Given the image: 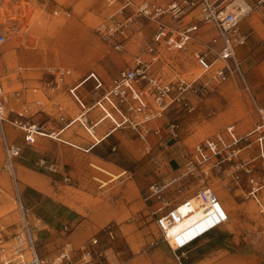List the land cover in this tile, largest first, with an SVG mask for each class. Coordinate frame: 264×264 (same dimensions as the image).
<instances>
[{
  "label": "rangeland",
  "instance_id": "1",
  "mask_svg": "<svg viewBox=\"0 0 264 264\" xmlns=\"http://www.w3.org/2000/svg\"><path fill=\"white\" fill-rule=\"evenodd\" d=\"M151 1L166 6L172 0ZM24 4L30 9L27 14ZM238 4L246 8L240 28L248 32L250 40L239 57L250 82V73L264 64V20L244 0L224 5L232 10ZM121 6L122 0H0V29L6 36L8 32L13 36L0 47V82L8 97L10 120L23 112L24 120L47 132L56 131L82 111L69 92L76 81L94 71L111 82L121 69L134 64L137 55L150 57L148 45L157 23L137 15L134 6L117 12ZM113 14L119 20L133 17L120 48L98 30L110 23ZM164 20L173 23L169 14ZM184 22L198 23L200 31L208 29L201 36L203 41L214 35L211 25L202 21L199 5L184 17ZM254 32L259 34L255 41ZM199 48L197 40L182 50L161 47L153 72L165 81L195 80L201 72L194 59ZM54 49L57 59L51 60ZM59 66L72 73L57 87L53 71ZM200 81L208 82L207 86L173 102L143 129L144 138L129 128L111 129V123L97 108L87 114L92 134L79 122L55 138L41 134L34 144L25 141L23 130L7 122L19 133V140L14 142L21 149L18 162L28 167L21 168L29 177L22 178L25 185L38 194L41 202L49 200L65 211L66 233L42 215L36 202L28 205L39 222L44 217L45 225L35 232L37 251L45 264H51L68 242L66 234L77 243L71 244L78 259L82 255L80 247L97 237L108 249L110 264H176L178 260L157 226V214L204 186L213 188L222 199L229 220L186 248L183 264H264V214L247 195L246 177L237 184L231 170L214 169L205 175L204 168L188 165L195 145L220 128L234 123L245 132L253 127L258 120L254 102L237 77L220 83L209 80L208 74L197 79L196 85ZM86 87L82 85L80 92L84 93ZM251 90L264 105V89L259 94L253 87ZM170 123L175 124L174 133L168 129ZM170 179L176 182L161 198L152 196L151 184ZM16 194L13 177L5 168L0 129V260L11 257L14 235L21 227ZM164 202L169 205L154 213ZM97 260L89 264H98ZM102 263L107 264L104 260Z\"/></svg>",
  "mask_w": 264,
  "mask_h": 264
},
{
  "label": "built area",
  "instance_id": "2",
  "mask_svg": "<svg viewBox=\"0 0 264 264\" xmlns=\"http://www.w3.org/2000/svg\"><path fill=\"white\" fill-rule=\"evenodd\" d=\"M114 1L111 0L112 3ZM136 1L122 0V6L117 12L126 11L134 6L137 8V15L141 14L157 23L148 45L150 57L146 59L142 55H137L134 64L121 69L111 82H107L94 71L86 74L77 84H88L87 95L91 98L88 104L83 102V95H78V85L70 88V93L82 105L81 113L84 115L91 109L97 108L111 123V129L129 128L137 131L144 138L145 126L162 116L173 102L184 99L187 92L197 93L207 86L208 82L204 81L196 85L197 79L209 74V80L221 83L237 77L254 102L257 122L245 132H240L234 123L220 128L195 145L188 165L204 168L202 173L205 175L214 169L217 172L231 170L237 184L245 176L248 185L247 195L256 201L261 213L264 214V105L260 104L252 93L237 53V48L246 45L248 41L249 34L240 28L246 8L238 4L233 6L232 10H228V5H224L225 2L235 0H184L183 2L172 0L166 6L151 0H141L139 3ZM244 1L250 10L260 9L264 4V0ZM197 5L201 7L202 21L211 25V30L214 32L208 41L201 40L202 34L208 29L200 31L198 23L184 22V17ZM167 14L170 15L173 23L169 24L164 20ZM132 18L125 16L124 19L119 20L113 14L110 23L103 24L98 30L104 36L114 39V46L120 48L122 38L126 37L127 23ZM5 39V32L0 29V47ZM195 40L201 43V48L194 52V59L201 70L195 80L180 78L175 81H165L153 72L161 47L168 50H182ZM53 72L57 87L72 73L71 69L65 66H59ZM7 104L8 97L0 82V129L4 138L5 168L11 173L17 188L16 162L21 156V149L7 140L5 124L10 122L23 130L28 144H34L37 137L42 136L40 133L43 130L38 124L24 120L23 112H18L16 119L10 120ZM11 110L14 111L13 108ZM87 122V119L81 121L88 129ZM168 129L174 133L175 124H168ZM88 131L91 133L89 129ZM159 131L160 128H157L156 132ZM209 165L210 167H207ZM175 182L176 179L156 182L151 184L149 189L152 196L161 198L162 193ZM168 205V202H164L154 213H159ZM17 207L21 227L14 235L11 257L2 258L0 264H45L37 251L35 227L19 199ZM191 218L193 221L184 226V229L171 235L170 238L167 237L169 229ZM228 220L229 214L217 193L211 189L201 188L197 190L195 198L187 196L176 206L173 205L157 214L156 223L178 264H183L182 255L186 248L220 228ZM80 250L82 251L80 259L74 260L73 254L76 250L72 244L67 243L51 264H89L97 259L98 264H103V260L110 264L109 254L106 253L108 249L99 246L97 237L92 238L89 244L80 247Z\"/></svg>",
  "mask_w": 264,
  "mask_h": 264
},
{
  "label": "crops",
  "instance_id": "3",
  "mask_svg": "<svg viewBox=\"0 0 264 264\" xmlns=\"http://www.w3.org/2000/svg\"><path fill=\"white\" fill-rule=\"evenodd\" d=\"M54 4L56 5L57 4V2L56 1H54ZM22 7V6H21ZM23 7H24V12H26V14H27V12L28 11H30V9H28V7L24 4L23 5ZM253 10V9H252ZM255 11H257L259 14H260V18L262 19V20H264V4L262 5V7L260 8V9H254ZM3 22L5 23V19L3 20ZM243 32H246V33H248L247 31H245V30H243V29H241ZM6 31H8V30H6ZM7 36H9L8 38H6L5 39V43H6V41H8L10 38H13V36H11V33L10 32H8L7 33ZM6 36V37H7ZM259 37V34L257 33V32H254L253 33V35H252V39L255 41L257 38ZM248 40H250V37H249V35H248ZM7 45H8V43H7ZM249 46V42L247 41V44L246 45H244V46H241V47H238L237 48V53H238V55H239V53H241V52H243L244 51V48L245 47H248ZM243 48V49H242ZM52 54H54V57L52 56V58H50L51 60H56L57 58H56V56H57V51L54 49L53 50V52H50V56L52 55ZM81 80V79H80ZM79 80V81H80ZM79 81H76L77 83L79 82ZM249 83H250V86L251 87H253V89L255 90V92L256 93H261L262 92V89H264V64L263 65H259V67L256 69V70H253L251 73H250V78H249ZM74 83V85L73 86H77L78 84L77 83ZM87 85V87H86V89H85V92L84 93H81L80 92V88L82 87V85H78L77 87V91H78V95L79 96H84V98H83V102L84 103H89L90 101H91V98H90V96L89 95H87V90H88V84H86ZM73 86H71V88L73 87ZM83 88H85V86H83ZM69 92H70V90H69ZM71 94V93H70ZM71 96L73 97V98H75V100H76V102L79 104V106L82 108V105L80 104V102L76 99V97L74 96V95H72L71 94ZM92 110V109H91ZM90 110V111H91ZM79 112H81V111H79ZM78 112V113H79ZM78 113H76V114H78ZM76 114H74V115H76ZM88 114H89V112H88ZM90 114H91V112H90ZM6 128H8V137H9V139L11 140V142L13 141V143H15L14 141H17V140H19V133H18V130H15L14 128H11L10 126H9V124H7V126H6ZM16 144V143H15ZM21 146H23V144H20ZM92 145V144H91ZM18 146V145H17ZM22 155V154H21ZM172 156H176V155H172ZM21 157V156H20ZM19 157V158H20ZM19 158H18V160H19ZM18 160H17V162H16V176L18 177V182H17V194H16V196H17V198L20 200V202L22 203V205L26 208V210H27V214H28V217H29V219H30V221L32 222V224L34 225V227L36 228V230L38 229H41L42 228V226H44L45 225V221H44V217H42V222H39V220H37V218H36V214L35 213H33L32 211H31V209L29 208V206H32V204H34L35 202H36V204L39 206V207H41V209H39V211L40 212H42V215L44 216L45 215V218L46 219H48L51 223H54V222H56V224H58V226H60L61 227V229L64 231L65 229V226L67 225V224H65L64 222H63V216H64V214H65V211L63 212V210L56 204V203H54V202H49V200L48 201H44V202H41V201H43V200H41V199H38V194L33 190V189H31L30 187H27L26 185H25V181L22 179V178H29L28 177V175H26V173L21 169L22 167L23 168H28V167H26V165L25 164H22L21 162L19 163L18 162ZM63 193H65V194H67V195H70V196H72L71 194H69L68 192H63ZM72 197H75V196H72ZM25 201V202H24ZM29 205V206H28ZM67 227V226H66ZM65 232V231H64ZM74 232V231H73ZM76 232H77V230H76ZM80 232L81 233H83V231L82 230H79V234H80ZM66 233V232H65ZM73 234V233H72ZM67 235V240H68V242L67 243H74V244H76L77 245V243H75L71 238H70V235H68V234H66ZM92 238H94V237H92ZM91 238V239H92ZM90 239V240H91ZM90 240L88 241V243L87 244H89L90 243ZM66 243V244H67ZM82 243V242H81ZM81 243H79V244H81ZM99 246H101L102 248H104L100 243H99ZM74 247V246H73ZM171 252V251H170ZM172 253V252H171ZM173 254V253H172ZM76 254L74 253L73 254V258H74V260H79L78 258H76V256H75ZM174 255V254H173ZM175 256V255H174ZM80 258V257H79ZM176 258V257H175ZM42 260H44V259H42ZM45 262V261H44ZM176 264H178V263H176Z\"/></svg>",
  "mask_w": 264,
  "mask_h": 264
},
{
  "label": "bare ground",
  "instance_id": "4",
  "mask_svg": "<svg viewBox=\"0 0 264 264\" xmlns=\"http://www.w3.org/2000/svg\"><path fill=\"white\" fill-rule=\"evenodd\" d=\"M191 64H192V63H191ZM81 112H82V111H81ZM81 112H79L78 114L74 115L70 121H68L65 125H63V126H62L61 128H59L58 130H56V131H50V132H47V131L43 130V131H41L40 134L47 135V136L52 137V138L57 137V136L60 135L62 132H64L66 129H68L71 125H73V124H78L79 122H81V121H85L86 119L88 120V118H87V114H88V113H86V114L83 115ZM7 124H8V123H7ZM6 126H7V125H6ZM149 126H150V125L147 124V125L145 126V128H146V127L148 128ZM8 133H9V132H8V128H6V137H7V140L11 141V140L9 139V137H8ZM20 141H21V140H20ZM12 142H13V141H12ZM202 188L214 190L213 188H211V187H209V186H204V187H202ZM214 191H215V190H214ZM189 197L195 198V197H196V193L193 194V195H190ZM16 199L18 200L17 196H16ZM220 199H221V198H220ZM180 202H181V201L175 203L174 206H176V205L179 204ZM221 202H222V205H223V207L225 208V210H227V208H226L224 202L222 201V199H221ZM182 212L184 213V210H182ZM227 212H228V210H227ZM228 213H229V212H228ZM192 221H193V219L191 218V219H189L188 221H185V223L183 222V224H179L178 226L169 229V230H168V233H167V237L170 238L171 235L173 236V234H176V233L179 232L180 230L184 229V228H185L184 226H186L187 224L191 223ZM34 237H35L36 239L38 238L37 235H36V232H34Z\"/></svg>",
  "mask_w": 264,
  "mask_h": 264
}]
</instances>
